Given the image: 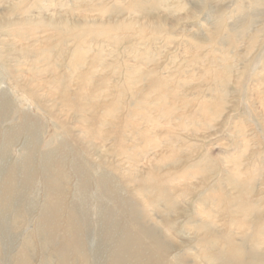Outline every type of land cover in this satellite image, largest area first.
Listing matches in <instances>:
<instances>
[{
  "label": "rangeland",
  "instance_id": "rangeland-1",
  "mask_svg": "<svg viewBox=\"0 0 264 264\" xmlns=\"http://www.w3.org/2000/svg\"><path fill=\"white\" fill-rule=\"evenodd\" d=\"M128 260L264 264V0H0V264Z\"/></svg>",
  "mask_w": 264,
  "mask_h": 264
},
{
  "label": "bare ground",
  "instance_id": "bare-ground-1",
  "mask_svg": "<svg viewBox=\"0 0 264 264\" xmlns=\"http://www.w3.org/2000/svg\"><path fill=\"white\" fill-rule=\"evenodd\" d=\"M128 240V239H127ZM126 240V241H127ZM125 244H127L128 246H129V243L128 242H126ZM124 244V245H125ZM134 263V260L132 261V260H128V261H126V263H123V264H133Z\"/></svg>",
  "mask_w": 264,
  "mask_h": 264
}]
</instances>
